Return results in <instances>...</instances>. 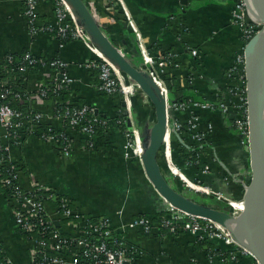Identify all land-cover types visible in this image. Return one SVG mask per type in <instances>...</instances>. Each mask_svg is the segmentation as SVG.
Instances as JSON below:
<instances>
[{
	"label": "crops",
	"instance_id": "obj_1",
	"mask_svg": "<svg viewBox=\"0 0 264 264\" xmlns=\"http://www.w3.org/2000/svg\"><path fill=\"white\" fill-rule=\"evenodd\" d=\"M84 1L114 43L136 56L137 39L126 16L120 6L117 11L110 10L116 0ZM122 3L153 55L177 54L179 67H168L163 75L174 101H209L219 93L224 95V72L234 63L235 54L243 45L239 31L229 23L232 0H122ZM24 11V0H0V74L9 55L29 52L43 60L59 58L68 65L67 75L73 79L64 92V100L93 108L98 117L109 121V125L96 135L98 148L93 150H85L84 138L74 130H67L73 141L69 158L61 157L37 131L23 133L20 144L11 153L19 169L20 184L25 188H30L33 182L42 184L68 199L79 213L92 219H107L111 228L120 232L127 246L142 253L136 264L203 263L207 253L220 254L228 250L217 240L201 241L185 232L169 235L158 227L159 220L166 214L165 205L146 179L138 159L124 155L123 128L115 122L119 115H124L121 95L97 91V71L87 67L94 55L81 41L71 40L61 45L52 34L32 36ZM36 19L39 24H54L51 1L37 4ZM188 49L196 50L198 57H188ZM51 77V70L38 68L24 75L20 82L10 84L16 91L34 96ZM53 106L54 99L34 97L25 103L24 109L46 115ZM200 117L203 126L208 123L213 126L212 138L206 145L213 149L214 164L210 181H205L212 180L215 185L223 186L221 170L222 174L228 175L229 183H235L241 189L237 194L243 195L242 179L248 177V165L238 149L239 141L230 121L216 112L200 113ZM179 118L184 120L186 115L180 114ZM146 122L148 127L152 120ZM48 125L57 130L64 129L62 124L46 119L41 128ZM223 159L229 162L228 167ZM12 208L0 182V243L5 257L13 264H27L32 242L16 227ZM54 208V203L47 202L46 209L54 227L65 237L73 236L74 231L66 219L54 215ZM141 216L152 224L148 233L131 226L133 220ZM237 264L256 263L250 255H241Z\"/></svg>",
	"mask_w": 264,
	"mask_h": 264
},
{
	"label": "built area",
	"instance_id": "obj_2",
	"mask_svg": "<svg viewBox=\"0 0 264 264\" xmlns=\"http://www.w3.org/2000/svg\"><path fill=\"white\" fill-rule=\"evenodd\" d=\"M43 1L53 3L54 24H39L37 22L36 6ZM232 1L229 23L239 31L243 45L235 54L234 63L224 72L226 80L224 95L219 93L209 101L171 100L163 75L168 67H179L177 54L166 52L162 55H153L147 49L122 0H116V4H113V7L110 6V10L114 8L113 10L117 11L120 6V10L127 18L128 25L135 33L138 53L136 56H132L123 47L117 44L116 46L139 70L151 77L155 84L161 88L162 95L166 100L167 129L160 152L170 177L183 183L192 195L197 196L198 193L208 196L207 199L213 197L217 202L227 206L232 215H237L243 211L242 197L232 201L225 198L222 193L203 185L200 177L209 174V166L201 167L198 181L187 177L174 162L171 140L172 135H175L178 140H182L183 137L189 138L195 146L206 143L208 136L213 132V126L210 123L203 126L200 113H220L230 121L233 133L240 141L242 154L248 162L244 46L261 25L249 20L244 0ZM24 4V15L27 18L32 36L47 33L54 35L59 41L79 40L92 52L94 59L88 63L87 67L97 71V91L107 95L119 94L124 103L123 118L116 120V124L123 127L124 155L128 158L130 154L141 163L142 143L138 127L134 124L131 113L132 97L136 95L137 90L139 91L137 86L129 81L126 76L124 78L123 73L118 70L115 71L111 63L101 55L83 28L79 26L64 0H24ZM186 54L190 58L198 57L197 51L193 49H188ZM4 64L9 66V70H7L9 75L18 72L20 75L26 76L29 67L52 71L49 83L41 85L34 96L25 92L14 91L8 80H0V127L3 130V133L0 134V176H4L0 182L1 187L10 191L7 199L13 207L12 214L16 227L22 233L32 236H30L32 247L27 264H136L142 253L127 246L120 232L112 229L107 219H92L79 213L71 207L68 199L57 195L52 189L42 184L33 182L30 188L23 187L19 182V169L11 155L12 149L20 144L22 134L36 132L45 119L56 121L64 126V129L61 130L50 125L44 126L40 135V138L52 144L63 158H69L73 151V141L69 135V130H74L81 135L85 140V150H89L94 147L97 128H107L109 121L98 117L94 109L87 105L76 106L62 101L61 93H64L73 83V79L66 72L68 65L63 60L59 58L43 60L26 52L19 60H16L12 55L7 56ZM34 97L44 100L53 97L52 111L44 115L33 109L21 110L16 107L31 102ZM180 114H185L186 118L181 120ZM184 133L186 136H183ZM205 155L203 152L200 153L194 161L184 159L183 168L188 169L194 165H200L201 160L208 156ZM47 202L54 203V215L66 219L74 231L73 236L65 237L54 227L53 220L46 209ZM239 204H242V208ZM165 213L159 220L158 227L164 229L167 234L174 235L185 232L196 236L199 240L220 241L228 248L220 254L207 253L203 263L194 264H237L241 255H250L235 243L227 230L210 220L190 215L168 203H165ZM131 226L140 227L147 233L152 229L150 220L143 216L133 220ZM2 249L0 243V252ZM3 260L0 261V264H13L8 258Z\"/></svg>",
	"mask_w": 264,
	"mask_h": 264
},
{
	"label": "water",
	"instance_id": "obj_3",
	"mask_svg": "<svg viewBox=\"0 0 264 264\" xmlns=\"http://www.w3.org/2000/svg\"><path fill=\"white\" fill-rule=\"evenodd\" d=\"M64 1L101 55L117 66L152 106L154 120L149 127L142 128L140 134L143 147L141 164L146 179L164 205L168 203L190 215L220 225L229 232L236 244L251 255L256 264H264V0H251V9L249 5L246 6L249 20L261 26L244 46L248 177L243 183V211L237 215H232L230 209L220 202L187 196L184 191L169 183L158 163V153L167 129L164 96L151 77L139 70L113 44L84 0Z\"/></svg>",
	"mask_w": 264,
	"mask_h": 264
},
{
	"label": "trees",
	"instance_id": "obj_4",
	"mask_svg": "<svg viewBox=\"0 0 264 264\" xmlns=\"http://www.w3.org/2000/svg\"><path fill=\"white\" fill-rule=\"evenodd\" d=\"M98 21V20H97ZM99 22V21H98ZM99 24H100V22H99ZM101 27H102V25H101ZM102 29L104 30V27H102ZM72 39H67V40H63V41H59V43L62 45V44H65L66 42H69V41H71ZM110 40L113 42V44H115L116 45V43H114V41H113V39H111L110 38ZM23 55V54H22ZM22 55H12L16 60H19L20 59V57L22 56ZM9 67V66H8ZM8 67H7V65L6 64H4V67H3V71L1 72V74H2V76H0V80H8L9 81V83H17V82H20L21 80H23L22 78H23V76L22 75H20V73H18V72H14V73H12V74H7V70H9L8 69ZM36 69H38V67H29V72H35L36 71ZM14 89V88H13ZM168 90H169V94H170V89H169V87H168ZM14 91H16L15 89H14ZM66 91V90H65ZM64 91V92H65ZM61 95H62V101L63 102H66L65 100H64V95H66V93L64 94V93H61ZM138 95H139V93H138ZM169 98L171 99V100H173L172 98H171V96L169 95ZM49 99H51L52 101H53V97H50ZM134 101H135V99H134ZM149 105H150V111H151V115H152V117H151V120H154V113H153V109H152V106H151V104L149 103ZM17 108H19V109H21V110H24V105H17L16 106ZM135 111L138 109L137 108V105L135 104ZM136 114H138V113H136ZM100 118H102V119H104L103 117H100ZM119 118H123V116L122 115H119L118 117H117V119H119ZM116 122V121H115ZM153 122V121H152ZM151 122V123H152ZM43 128V127H42ZM41 127H39L38 128V130H37V134H39V135H41L42 134V132H43V129H42ZM123 128V127H122ZM105 129V127H98L97 128V134H99L102 130H104ZM96 134V135H97ZM183 136H186L185 135V133H184V135ZM212 138V135L210 134L209 135V138L207 139V142L210 140ZM171 140H172V149H173V159H174V162L183 170V172L185 173V175L187 176V175H189V176H191L190 178L192 179V180H194V179H199V172H200V165H194V166H192L191 168H186V169H184L183 168V160L184 159H190V160H192V161H194V160H196V156L197 155H199L200 153H204V151L206 150L207 152H206V155H208L206 158H204V159H202L201 160V164H207V161L208 160H211L212 159V157H214V153H212V150L206 145V143H202L201 145H198V146H195L193 143H191L190 142V140H189V138H186V137H183V139L182 140H178L177 139V137L175 136V135H172V138H171ZM81 142H82V140H81ZM84 144H85V142H84ZM208 158V159H207ZM158 163H159V165H160V167H161V169H162V171H163V174L167 177V180L169 181V183L172 185L173 183L171 182V180H170V175H169V173L167 172V170H166V168H165V165H164V163H163V161H162V154H161V152H159L158 153ZM3 176V175H2ZM2 176H0V179L2 178ZM228 175H226V177H227ZM4 177V176H3ZM213 181H211V183H212ZM175 185V184H174ZM2 188V191H3V194H4V196L7 198L8 196H9V194H10V191L7 189V188H3V187H1ZM240 193H241V189H240ZM194 195H192V197H193ZM241 196L242 195H238V198H241ZM195 197V196H194ZM23 235H24V237L26 238V239H31V235H28V234H26V233H23ZM31 236V237H30ZM204 240H206V239H204ZM203 239L201 240V241H204ZM6 257H5V255H4V252H3V249H2V251L0 252V261H2L3 259H5ZM4 261V260H3Z\"/></svg>",
	"mask_w": 264,
	"mask_h": 264
},
{
	"label": "rangeland",
	"instance_id": "obj_5",
	"mask_svg": "<svg viewBox=\"0 0 264 264\" xmlns=\"http://www.w3.org/2000/svg\"><path fill=\"white\" fill-rule=\"evenodd\" d=\"M138 93H140V91H136L135 92V94L136 95H134L133 97H132V109H131V113H132V118H133V122H134V124L136 125V127H138V130H139V133L141 134V130H142V128H144V127H146V121L148 120V122L151 120V117H152V115L150 114L151 113V111H150V105H149V102L147 101V99L145 98V97H143L141 94L140 95H138ZM134 99H135V101H134ZM145 99V100H144ZM135 104L137 105V110L135 111ZM136 113H138V114H136ZM148 118V119H147ZM150 119V120H149ZM153 121V120H152ZM150 126V125H149ZM148 126V127H149ZM208 138H209V136H208ZM207 138V139H208ZM239 141V140H238ZM95 145H96V147H95ZM15 148V147H14ZM95 148H98V143H97V141L96 142H94V147L91 149V150H93V149H95ZM238 149H240V152L242 153L243 151H242V147H241V145H240V141H239V148ZM205 153H203V155H204ZM206 156V155H205ZM243 156V155H242ZM221 157V156H220ZM244 157V156H243ZM208 159V158H207ZM214 158L212 157V159L211 160H208L207 161V164H200V171H201V167L203 166V167H205V165L206 166H209V170H210V172H209V174L208 175H205V176H201L200 177V180H201V182L203 183V185H206V186H208L210 189H212V190H214V191H216V192H220V193H222L223 194V196L225 197V198H227V199H230V200H232V201H235L236 199H238V195L239 194H237V193H240V190L238 189L239 187L235 184V183H233V184H231V183H229L230 181H228L227 180V177H226V174H222V171L221 170H219L221 173H219V175L223 178V179H221V181L224 183V184H227V186L225 185L224 186V184H223V186H217V185H215V183H211V182H206L205 180L207 179V181H208V179H209V181H210V179H211V177H212V168H211V166H213L212 164H214V160H213ZM246 161V157H245V159H244V162ZM223 162H225L224 164L226 165V164H229V162L228 163H226L227 161H226V159L224 160L223 159ZM246 163V165H247V161L245 162ZM227 166V165H226ZM202 167V168H203ZM228 167V166H227ZM247 167V166H246ZM246 167H245V169L243 170V171H245L246 170ZM223 168H225V166H223ZM227 171V170H226ZM210 173H211V175H210ZM199 174H200V172H199ZM187 177H191V176H189V175H187ZM208 177H210V178H208ZM170 178V180H171V182L172 183H175V187L177 188V189H179V190H181V191H184L185 192V194H187L188 196L191 194V191L190 190H187L186 189V187L184 186V184L183 183H181V182H179L177 179H175V178H171V177H169ZM191 179V178H190ZM245 179H246V177L245 178H243L242 180L245 182ZM197 179H194V181H196ZM218 180H219V178H218ZM218 180H216V183H219V181ZM193 181V182H194ZM198 181V180H197ZM212 181V180H211ZM195 183V182H194ZM192 195V194H191ZM196 197H198V198H201V199H207V197L208 196H205L204 194H198L197 193V196ZM206 197V198H205ZM209 200H211V201H216V200H214L213 199V197L212 198H209Z\"/></svg>",
	"mask_w": 264,
	"mask_h": 264
},
{
	"label": "bare ground",
	"instance_id": "obj_6",
	"mask_svg": "<svg viewBox=\"0 0 264 264\" xmlns=\"http://www.w3.org/2000/svg\"><path fill=\"white\" fill-rule=\"evenodd\" d=\"M252 2H254V0H252ZM67 4V3H66ZM247 5H249V9H251V7H252V5H251V0H246L245 1V6H247ZM67 6L70 8V6L67 4ZM71 9V8H70ZM248 17V16H247ZM112 66H113V68H114V70L116 71V70H118V68H117V66H115L114 64H111ZM119 71V70H118ZM122 76H124V78H125V75H123L122 74ZM158 87V86H157ZM159 88V90H160V92H161V94L163 93L162 92V90H161V88L160 87H158ZM125 89H126V91H128V89H127V87H125ZM141 95L143 96V94L141 93ZM144 97V96H143ZM142 152H143V147H142ZM240 205V208H242V204H239ZM239 208V209H240Z\"/></svg>",
	"mask_w": 264,
	"mask_h": 264
}]
</instances>
